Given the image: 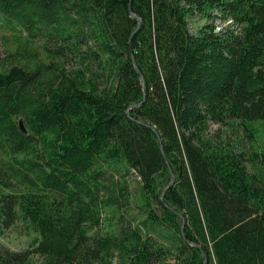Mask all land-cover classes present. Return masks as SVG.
I'll list each match as a JSON object with an SVG mask.
<instances>
[{
    "label": "trees",
    "instance_id": "obj_1",
    "mask_svg": "<svg viewBox=\"0 0 264 264\" xmlns=\"http://www.w3.org/2000/svg\"><path fill=\"white\" fill-rule=\"evenodd\" d=\"M0 30V239L38 234L0 264H264V149L208 131L264 146V0H0Z\"/></svg>",
    "mask_w": 264,
    "mask_h": 264
},
{
    "label": "rangeland",
    "instance_id": "obj_2",
    "mask_svg": "<svg viewBox=\"0 0 264 264\" xmlns=\"http://www.w3.org/2000/svg\"><path fill=\"white\" fill-rule=\"evenodd\" d=\"M206 22L207 20L200 14H194L188 19V28L190 32L194 33ZM214 22L217 29H219V21L215 20ZM12 49L13 37L8 32L0 30V59H5L8 52ZM256 125H258V128H262L260 122H257ZM208 131L213 134L218 144H228L230 148L235 150L244 149L247 152V156H249L252 151L256 150L258 152L257 161L263 158L262 150L264 146L262 147L261 145L262 138H259L255 142L249 141L243 133V126L237 120H231L223 125L209 121ZM246 165L249 167V161L246 162ZM17 189L18 186L13 188V190ZM37 236L38 234L35 231L25 226L20 220H17L14 225L4 232V236H2L0 240L9 249L19 251L30 249L32 240ZM32 261L39 262L40 260L38 256H32ZM113 264H117L116 258L113 259Z\"/></svg>",
    "mask_w": 264,
    "mask_h": 264
},
{
    "label": "water",
    "instance_id": "obj_3",
    "mask_svg": "<svg viewBox=\"0 0 264 264\" xmlns=\"http://www.w3.org/2000/svg\"><path fill=\"white\" fill-rule=\"evenodd\" d=\"M129 12H131L130 9H129ZM133 16H135V15H133ZM135 17H136V16H135ZM137 28H138V26L135 28V30L132 32V34L135 33V31L137 30ZM138 74H139L140 79L142 80L143 77H142V74L140 73L139 70H138ZM143 93H144V89H143ZM142 101H143V99H142ZM142 101L139 102V103H137V104H132V105H131L130 107H128V108H132V107H135V106H139V105L142 103ZM127 114H128V112H127ZM138 122H139V123H143V124H145V125H148L147 123H144V122H141V121H138ZM19 127H20V129H21L22 131H25V128H24V126H23L22 121H19ZM160 148H161V144H160ZM181 221H182V224H181V231H182V228H183V225H184V218H183V217H181ZM203 262H204V264H206V256H204V260H203Z\"/></svg>",
    "mask_w": 264,
    "mask_h": 264
},
{
    "label": "bare ground",
    "instance_id": "obj_4",
    "mask_svg": "<svg viewBox=\"0 0 264 264\" xmlns=\"http://www.w3.org/2000/svg\"><path fill=\"white\" fill-rule=\"evenodd\" d=\"M131 14H132V13H131ZM132 16H133V15H132ZM133 17H135V16H133ZM135 18H137V17H135ZM137 26H139V24H138ZM135 107H136V106H135ZM128 109H130V108H128ZM128 109H127V110H128ZM127 112H128V111H127Z\"/></svg>",
    "mask_w": 264,
    "mask_h": 264
}]
</instances>
